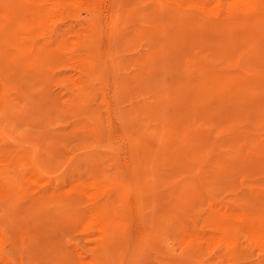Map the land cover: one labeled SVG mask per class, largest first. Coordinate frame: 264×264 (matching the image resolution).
<instances>
[{
	"label": "rangeland",
	"instance_id": "obj_1",
	"mask_svg": "<svg viewBox=\"0 0 264 264\" xmlns=\"http://www.w3.org/2000/svg\"><path fill=\"white\" fill-rule=\"evenodd\" d=\"M41 1L0 0V264H264V0Z\"/></svg>",
	"mask_w": 264,
	"mask_h": 264
},
{
	"label": "bare ground",
	"instance_id": "obj_2",
	"mask_svg": "<svg viewBox=\"0 0 264 264\" xmlns=\"http://www.w3.org/2000/svg\"><path fill=\"white\" fill-rule=\"evenodd\" d=\"M68 1H69V0H68ZM143 1H144V0H143ZM215 1H216V0H215ZM232 1H234V0H232ZM240 1L242 2V0H240ZM250 1H252V2L254 3L256 0H250ZM44 2H45V0H44ZM44 2H43V3H44ZM46 2H49V0H48V1L46 0ZM46 2H45V3H46ZM50 2H51V1H50ZM99 2H100V1H99ZM152 2H153V1H152ZM179 2H180V0H179ZM195 2H196V1H195ZM195 2H194V3H195ZM245 2H246V0H245ZM248 2H249V1H248ZM248 2H247V4H248ZM262 2H263V1H262ZM39 3H42V1L40 2V0H39ZM39 3H37V4H39ZM190 3H191V2H190ZM198 3L200 4V2H198ZM213 3H214V2H213ZM228 3H229V2H228ZM228 3H225V4H228ZM233 3H234V2H233ZM253 3H251V5H252ZM260 3H261V2H260ZM73 4H74V3H73ZM82 4H83V2H82ZM117 4H118V3H117ZM210 4H211V3H210ZM223 4H224V3H223ZM234 4H235V3H234ZM238 4H239V3H238ZM243 4H244V3H243ZM53 5H54V4H53ZM84 5H85V4H84ZM192 5H193V4H192ZM196 5H197V4H196ZM200 5H202V4H200ZM214 5H215V4H214ZM229 5H230V4H229ZM236 5H237V4H236ZM251 5H250V4L248 5L249 8H250ZM255 5H257V4L255 3ZM74 6H75V5H74ZM87 6H88V5H87ZM197 6H198V5H197ZM203 6L205 7V4H203ZM215 6H216V5H215ZM231 6H233V4H232ZM231 6H229V7H231ZM239 6H240V5H239ZM239 6H237V7L239 8ZM245 6H246V5H245ZM252 6H253V5H252ZM37 7H38V6H37ZM39 7H40V6H39ZM48 7H49V6H48ZM118 7H119V6H118ZM152 7H153V6H152ZM200 7H201V6H200ZM200 7H199V10H200ZM206 7H207V6H206ZM216 7H217V6H216ZM223 7H224V6H223ZM234 7H235V6H234ZM254 7H255V6H254ZM256 7H257V6H256ZM54 8H55V7H54ZM196 8H197V7H196ZM209 8H210V6H209ZM209 8H208V10H209ZM226 8H227V7H226ZM244 8H245V7H244ZM252 8H253V7H252ZM252 8H251V10H252ZM258 8L260 9V7H258ZM51 9H52V8H51ZM56 9H57V8H56ZM201 9H203V8H201ZM215 9H216V8H215ZM231 9H232V8H231ZM253 9H254V8H253ZM262 9H263V8H262ZM205 10H206V9H205ZM212 10H213V9H212ZM218 10H219V9H218ZM229 10H230V9H229ZM232 10H233V9H232ZM239 10H240V9H239ZM241 10H242V9H241ZM246 10H247V9H246ZM255 10H257V9L255 8ZM13 11H14V10H13ZM45 11H46V10H45ZM47 11H48V10H47ZM156 11H157V9H156ZM202 11H203V10H202ZM223 11H225V10H223ZM230 11H231V10H230ZM237 11H238V10H237ZM260 11H263V10H260ZM74 12H75V11H74ZM209 12H210V11H209ZM209 12H206V11H205L206 14H208ZM225 12H226V11H225ZM225 12H223V13H225ZM227 12H228V11H227ZM247 12H248V10H247ZM50 13H51V12H50ZM115 13H116V11H115ZM162 13H163V12H162ZM215 13H216V12H215ZM232 13H233V12H232ZM254 13H255V12H254ZM260 13H261V12H260ZM2 14H3V13H2ZM45 14H47V13H45ZM203 14H204V13H203ZM206 14H204V15L207 16ZM217 14H218V13H217ZM220 14H221V13H220ZM220 14H219V15H220ZM243 14H244V13H243ZM0 15H1V14H0ZM48 15H49V13H48ZM48 15H47V16H48ZM72 15H73V14H72ZM163 15H164V14H163ZM226 15H227V14H225V18H226ZM228 15H229V14H228ZM34 16H35V15H34ZM36 16H37V15H36ZM43 16H44V15H43ZM45 16H46V15H45ZM49 16H50V15H49ZM53 16H54V15H53ZM67 16H68V15H67ZM222 16H223V15H222ZM3 17H4V16H3ZM41 17H42V16H41ZM50 17H51V16H50ZM213 17H214V16H213ZM243 17H244V16H243ZM257 17H258V16H257ZM53 18H54V17H53ZM116 18H117V17H116ZM195 18H196V17H195ZM227 18H228V16H227ZM45 19H46V18H45ZM50 19H52V18H50ZM50 19H47V21L50 20ZM57 19H58V18H57ZM233 19H234V18H233ZM71 20H72V19H71ZM193 20H194V19H193ZM219 20H220V19H219ZM219 20H217V21L219 22ZM234 20H236V19H234ZM252 20H253V19H252ZM52 21H53V20H52ZM223 21H224V20H223ZM250 21H251V20H250ZM250 21H249V22H250ZM49 22H50V21H49ZM189 22H190V21H189ZM36 23H37V22H36ZM77 23H78V22H77ZM229 23H230V22H229ZM37 25H38V24H37ZM72 25H73V24H72ZM179 25H180V24H179ZM213 25H214V24H213ZM47 26H48V24H47ZM49 26H50V25H49ZM75 26H76V25H75ZM92 26H93V25H92ZM151 26H153V25H151ZM181 26H182V25H181ZM214 26H215V25H214ZM226 26H227V25H226ZM239 26H240V25H239ZM250 26H251V25H250ZM216 27H217V26H216ZM78 28H79V27H78ZM48 29H49V28H48ZM148 29H149V28H148ZM112 30H114V29L112 28ZM164 30H165V29H164ZM195 31H196V30H195ZM169 32H170V31H169ZM210 32H211V31H210ZM110 33H111V32H110ZM112 33H114V31H113ZM82 34H83V33H82ZM158 34H159V33H158ZM158 34H157V35H158ZM191 34H192V33H191ZM78 35H80V34H78ZM137 35H138V34H137ZM163 35H165V34H163ZM169 35H170V34H169ZM194 35H195V34H194ZM153 36H154V35H153ZM158 36H159V35H158ZM158 36H157V37H158ZM261 36H262V35H261ZM80 37H81V35H80ZM146 37H148V36L146 35ZM121 38H122V37H121ZM162 38H164V37H162ZM147 39H148V38H147ZM9 43H10V42H9ZM185 45H186V44H185ZM143 47H144V46H143ZM144 49H145V48H144ZM13 51H14V50H13ZM210 52H211V51H210ZM86 53H87V52H86ZM86 53H85V54H86ZM173 54H174V53H173ZM170 55H171V54H170ZM174 55H175V54H174ZM180 55H181V54H180ZM43 56H44V55H43ZM171 56H172V55H171ZM176 57H177V56H176ZM179 57H180V56H179ZM10 58H11V57H10ZM208 58H209V57H208ZM144 59H145V58H144ZM144 59H143V60H144ZM148 60H149V59H148ZM80 61H81V60H80ZM21 62H22V61H21ZM132 62H133V61H132ZM135 62H136V61H135ZM78 63H79V62H78ZM133 64H134V63H133ZM137 66H138V64H137ZM166 67H167V66H166ZM176 68H177V67H176ZM176 68H175V69H176ZM30 69H31V68H30ZM254 70H255V69H254ZM51 71H52V70H51ZM178 71H179V70H178ZM178 71H177V72H178ZM143 72H144V71H143ZM254 72H255V71H254ZM171 73H172V72H171ZM235 73H237V71H236ZM173 74H174V73H173ZM180 77H181V76H180ZM60 81H61V80H60ZM152 82H153V81H152ZM238 85H239V84H238ZM58 87H59V86H58ZM170 87H171V86H170ZM48 88H49V87H48ZM260 90H261V89H260ZM164 94H165V93H164ZM46 97H47V96H46ZM190 97H191V96H190ZM4 98H5V97H4ZM70 98H71V97H70ZM228 102H229V101H228ZM14 103H15V102H14ZM14 103H13V104H14ZM102 103H103V102H102ZM13 104H12V105H13ZM8 105H9V104H8ZM209 112H210V111H209ZM130 114H131V113H130ZM161 116H162V115H161ZM96 122H97V121H96ZM170 125H172V124H170ZM188 126H189V125H188ZM152 130H153V129H152ZM81 135H82V134H81ZM86 135H87V134H86ZM162 135H163V134H162ZM100 138H101V137H99V139H100ZM138 140H139V139H138ZM166 140H167V139H166ZM83 141H84V140H83ZM84 143H85V142H84ZM100 143H101V142H100ZM94 144H96V143H94ZM94 144H93V145H94ZM190 145H191V144H190ZM217 149H218V148H217ZM133 150H134V149H133ZM158 152H159V151H158ZM145 153H146V152H145ZM155 154H156V153H155ZM141 155H142V153H141ZM203 155H204V154H203ZM144 157H145V156H144ZM200 157H201V156H200ZM153 158H154V157H153ZM159 158H160V157H159ZM202 158H203V157H202ZM213 160H214V159H213ZM214 162H215V161H214ZM28 165H29V164H28ZM198 167H199V166H198ZM235 169H236V168H235ZM235 169H234V170H235ZM259 169H260V168H259ZM186 172H187V171H186ZM138 173H139V172H138ZM171 174H172V173H171ZM186 174H187V173H186ZM244 174H245V173H244ZM219 177H220V176H219ZM29 178H30V177H29ZM31 179H32V178H31ZM28 180H29V179H28ZM43 180H44V179H43ZM43 180H42V181H43ZM34 181H35V180H34ZM42 181H41V182H42ZM25 183H26V182H25ZM26 184H27V183H26ZM38 185H40V183H38ZM66 186H67V185H66ZM89 186H91V185H89ZM236 186H237V185H236ZM91 187H92V186H91ZM210 187H211V186H210ZM32 188H33V187H32ZM69 188H70V187H69ZM233 188H234V187H233ZM235 188H236V187H235ZM49 189H50V187H49ZM72 189H73V188H72ZM34 190H35V189H34ZM52 190H53V189H52ZM263 190H264V189H263ZM21 191H22V190H21ZM69 191H71V189H70ZM69 191H68V192H69ZM64 192H66V191H64ZM83 194H84V193H83ZM85 194H86V193H85ZM90 194H91V193H90ZM4 195H5V194H4ZM93 196H94V195H93ZM108 196H109V195H108ZM234 196H235V195H234ZM68 197H70V196H68ZM87 197H88V196H87ZM236 197H237V196H236ZM234 198H235V197H234ZM237 198H238V197H237ZM237 198H236V199H237ZM246 198H247V197H246ZM86 199H87V198H86ZM101 199H102V198H101ZM110 199H111V198H110ZM242 199H243V198H241V200H242ZM41 200H42V199H41ZM216 200H218V199H216ZM237 200H238V199H237ZM1 201H2V200H1ZM39 201H40V200H39ZM211 201H212V200H211ZM239 201H240V200H239ZM89 202H90V201H89ZM209 203H210V202H209ZM0 204H1V203H0ZM239 204H240V203H239ZM207 205H208V204H207ZM105 206H106V205H105ZM238 206H240V205H238ZM84 207H85V206H84ZM99 207H100V206H99ZM206 207H207V206H206ZM208 209H209V208H208ZM225 210H226V209H225ZM113 213H114V212H113ZM213 216H214V215H213ZM222 216H223V215H222ZM225 216H226V215H225ZM35 217H36V216H35ZM83 217H84V216H83ZM231 217H232V216H231ZM236 217H237V216H236ZM87 218H88V216H87ZM93 219H94V216H93ZM248 220H249V219H248ZM89 222H90V221H89ZM91 222H92V221H91ZM95 222H97V225L100 226V222H101V218H100V216L97 215V217H96V219H95ZM87 223H88V222H87ZM88 224H89V223H88ZM165 224H167V223H165ZM229 225H231V226H228V227L226 228V230H228V229H229V230H232V229L238 228V225H236V226L233 225V224H229ZM68 226H69V225H68ZM220 226H221V225H220ZM66 227H67V226H66ZM97 227H98V226H97ZM97 227H96V228H97ZM122 227H123V226H122ZM240 227H242V226H240ZM244 227H248V229H251V228H252V230H253V228H256V227H253V226H245V225H244ZM244 227H243V228H244ZM170 229H171V228H170ZM173 229H174V228H173ZM239 229H240V228H239ZM256 229H257V228H256ZM256 229H255V230H256ZM259 229H260V228H259ZM99 230H100V229H98V231H99ZM209 230H210V229H209ZM237 230H238V229H237ZM252 230H249V231H251V233H252ZM261 230H262V229H260V231H261ZM94 231H95V230H94ZM164 231H165V230H164ZM215 231H216V230H215ZM218 231H219L220 235H222L223 233L226 232V231H225V228H221V227H220V229L217 230V232H218ZM220 231H221V232H220ZM234 231H235V230H234ZM238 231H239V230H238ZM243 231H245V230L243 229ZM249 231H248V232H249ZM256 232H258V231H256ZM167 233H168V232H167ZM170 233H171V232H170ZM226 233H229V234H230V231H227ZM234 233H235V232H234ZM253 233H254V231H253ZM258 233H259V232H258ZM231 234H232V232H231ZM244 234H245V233H244ZM246 234H247V233H246ZM246 234H245V235H246ZM248 234H249V233H248ZM248 234H247V235H248ZM2 235H3V234H2ZM107 235H108V234H107ZM253 235H254V234H253ZM255 235H256V234H255ZM7 236H8V235H7ZM97 236H98V235H97ZM260 236H262V234H261ZM13 237H14V236H13ZM177 237H178V236H177ZM193 237H194V236H193ZM224 237L226 238V236H224ZM253 237H254V236H253ZM255 237H256V236H255ZM89 238H91V237H89ZM188 238H189V237H188ZM196 238H197V237H196ZM198 238H199V237H198ZM210 238L212 239L213 237H210ZM244 238H245V237H244ZM244 238H243V239H244ZM250 238H251V237H250ZM262 238H263V237H262ZM14 239H15V237H14ZM161 239H162V238H161ZM163 239H164V238H163ZM208 239H209V238H208ZM208 239H206V241H209ZM211 239H210V240H211ZM218 239H219V238H215L214 241H215V242H216V241L220 242ZM222 239H223V238H222ZM84 240H85V239H84ZM89 240H90V239H89ZM196 240H197V239H195V241H196ZM202 240H204V237L200 238V241H201V242H203ZM224 240H225V239H224ZM228 240H230V239H228ZM239 240H240V239H239ZM241 240H242V239H241ZM241 240H240V241H241ZM14 241H15V240H14ZM206 241H205V242H206ZM212 241H213V240H212ZM212 241H211V242L209 241V242L212 243ZM225 241H226V240H225ZM245 241H246V240H245ZM249 241H250V240H249ZM253 241H255L254 238H253ZM5 242H6V241H5ZM167 242H168V241H167ZM201 242H200V243H201ZM205 242H204V243H205ZM228 242H230V241H228ZM261 242H262V241H261ZM91 243H92V241H91ZM181 243H182V242H181ZM210 243H209V244H210ZM222 243H223V242H222ZM251 243H252V242H251ZM251 243H250V244H251ZM3 244H5V243H3ZM177 244H179V243H177ZM207 244H208V243L206 242V246H212L214 243H213L212 245H207ZM224 244H225V242H224ZM231 244H232V242H231ZM254 244H255V243H254ZM140 245H141V244H140ZM222 245H223V244H222ZM228 245H229V244H228ZM244 245H245V244H244ZM259 245H261V244H259ZM262 245H263V244H262ZM21 246H22V245H21ZM179 246H180V245H179ZM246 246H247V245H246ZM90 247H91V246H90ZM261 247H262V246H261ZM261 247H260V248H261ZM183 248H184V247H183ZM256 248L258 249L257 246H256ZM224 249H225V248H224ZM262 249H263V248H262ZM79 250H80V249H79ZM153 250H154V249H153ZM215 250H216V248H215ZM179 251H180V250H179ZM187 251H188V250H187ZM218 251H219V250H218ZM262 251H263V250H262ZM257 252H258V251H257ZM76 254H77V253H76ZM258 254H259V253H258ZM110 255H111V254H110ZM213 256H214V255H213ZM253 256H254V255H253ZM255 256H256V255H255ZM201 257H202V256H201ZM249 257H250V256H249ZM241 259H242V258H241ZM205 260H206V259H205ZM208 261H209V260H208ZM225 261H226V260H225ZM226 262H227V261H226ZM241 262H242V261H241ZM263 262H264V261H263ZM89 263H90V262H89ZM211 263H212V262H211ZM82 264H83V262H82ZM85 264H86V263H85ZM91 264H94V263L91 262ZM199 264H200V263H199Z\"/></svg>",
	"mask_w": 264,
	"mask_h": 264
}]
</instances>
